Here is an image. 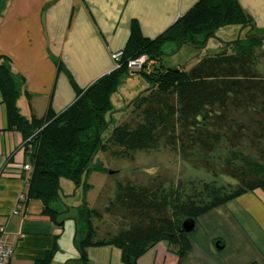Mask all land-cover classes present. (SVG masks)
<instances>
[{
  "label": "trees",
  "instance_id": "1",
  "mask_svg": "<svg viewBox=\"0 0 264 264\" xmlns=\"http://www.w3.org/2000/svg\"><path fill=\"white\" fill-rule=\"evenodd\" d=\"M9 2L0 0V20ZM225 27H236L237 38L219 40L220 50L208 54L209 41L219 39L217 33ZM129 31L122 55L117 61L112 59L115 68L85 88H79L57 61L58 70L66 72L76 96L58 113L48 105L42 117L31 111L32 94L24 77L14 70L10 58L0 55V95L5 105L6 129L21 133L27 156L23 163L30 165L22 201L39 200L40 215L61 228L63 221L58 217L64 211L56 205L65 195L62 183L69 182L75 190L81 188L82 197L75 206L76 215L71 218L78 264H92L86 253L89 246H114L120 250L125 264H136V259L159 241L182 256L190 247V232L182 229L185 219L195 222L200 214L245 192L258 189L264 193V163L257 161L239 167L226 166L225 174L237 181L230 192L214 183H203L198 194L181 200L177 190L119 186L109 207L122 210L129 225L111 236L95 238L92 219L98 218L99 212L88 206L84 195L90 187L89 172L106 170L97 155L105 151L108 143L117 147L111 153L119 157L155 149L161 143L179 148L182 154L196 149L206 155L221 141L224 134L220 129L233 128L229 117L233 118L234 113L248 108L249 103L261 104L264 112V79L259 78L254 67L256 49H264V29L255 26L238 0H195L188 11L153 38L142 35L135 19ZM166 44L174 46L172 52L188 45L205 53L188 71L180 67L176 70L164 67L160 61ZM141 55L153 61L149 72L145 67L128 68V62ZM135 73L151 83L131 102L140 112V120L134 125H116L107 135L113 113L124 109H116L112 97ZM255 130L259 139H264L263 121ZM56 250L57 244L32 264H51Z\"/></svg>",
  "mask_w": 264,
  "mask_h": 264
},
{
  "label": "crops",
  "instance_id": "2",
  "mask_svg": "<svg viewBox=\"0 0 264 264\" xmlns=\"http://www.w3.org/2000/svg\"><path fill=\"white\" fill-rule=\"evenodd\" d=\"M264 29V0H238ZM195 0H10L0 20V55L10 58L32 94V113L42 117L48 105L58 113L75 99V91L61 62L79 88L115 68L111 54L128 39L137 20L143 36L153 38ZM21 133L6 129L5 105L0 95V227L13 246L12 261L32 264L58 245L60 227L40 215L39 200L26 199L27 173L1 175L6 160L26 162ZM16 211V212H14ZM189 249L178 256L164 241L136 259V264H264V193L245 192L202 214L189 234ZM92 264H125L111 245L89 246ZM55 256V255H54ZM64 258V257H63ZM51 264H68L64 258Z\"/></svg>",
  "mask_w": 264,
  "mask_h": 264
},
{
  "label": "rangeland",
  "instance_id": "3",
  "mask_svg": "<svg viewBox=\"0 0 264 264\" xmlns=\"http://www.w3.org/2000/svg\"><path fill=\"white\" fill-rule=\"evenodd\" d=\"M238 34L236 27L219 30V39L210 40L211 49L206 52H218L221 45L219 40L227 42L237 38ZM173 47L172 44H166L163 48L164 53L160 56V61L164 67H180L188 71L205 53L188 45H182L172 52ZM255 55L254 67L259 73V78L264 79V49H256ZM150 85L145 76L135 73L118 87L112 101L116 109H124L113 113L112 122L106 130L107 135L116 125L125 122L134 125L140 120V112L133 108L131 102ZM246 107L248 108L234 113L233 118L229 117L233 128L220 129L224 134L221 141L206 155L196 149L182 154L179 148L161 143L155 149L136 151L130 157H119L111 153L112 150H117V147L108 143L105 151H100L97 155L106 170L89 172L87 183L90 187L84 195L88 206L99 212V217L92 219L95 238L111 236L129 225V219L123 215L122 210L109 207L119 186H149L153 189H164L163 191L177 190L181 200L186 199L188 195L198 194L203 183H214L216 186H222L227 192L236 188L237 181L224 172L226 166L239 167L248 161L264 163V139H259L258 131L255 130L261 121L264 122V112L260 108L261 104L249 103ZM23 143L24 141L18 149L24 151ZM7 164L20 163L6 160L3 167ZM7 169L14 174L18 170L12 166ZM62 184L65 195L56 206L64 211L58 217L63 224L58 233L59 249L56 250L54 259L60 261L64 257L69 259L68 264H78L75 261L79 258L74 245L75 226L71 218L76 215L75 206L82 197V190H75L67 181Z\"/></svg>",
  "mask_w": 264,
  "mask_h": 264
},
{
  "label": "built area",
  "instance_id": "4",
  "mask_svg": "<svg viewBox=\"0 0 264 264\" xmlns=\"http://www.w3.org/2000/svg\"><path fill=\"white\" fill-rule=\"evenodd\" d=\"M121 55H122L121 50H117V51L112 52L111 58L114 61H117ZM152 63H153V61L149 60L146 55H141L136 59L130 60L128 62V68L129 69H141V68L145 67L147 72H149ZM116 66H117V64H116ZM10 166L18 168V170L16 171V174H14L13 172H11L7 169V167H10ZM22 171L29 173L30 172V165L23 163V162H21L20 164H14V165L7 164L1 170V172H2L1 175L20 176ZM27 178L28 177L26 176L25 180ZM24 198H25L24 193H20L18 196V201H22V200H24ZM14 212H16V211H14ZM4 232H5L4 229L0 228V264H20V263H15L12 261L13 246L8 244L4 240Z\"/></svg>",
  "mask_w": 264,
  "mask_h": 264
},
{
  "label": "water",
  "instance_id": "5",
  "mask_svg": "<svg viewBox=\"0 0 264 264\" xmlns=\"http://www.w3.org/2000/svg\"><path fill=\"white\" fill-rule=\"evenodd\" d=\"M177 70V68H176ZM194 225H195V222L193 219L191 218H187L185 219L183 222H182V229L185 231V232H191L194 228Z\"/></svg>",
  "mask_w": 264,
  "mask_h": 264
}]
</instances>
